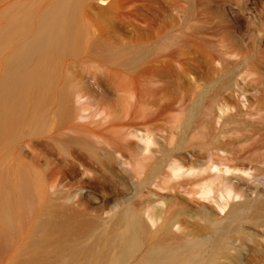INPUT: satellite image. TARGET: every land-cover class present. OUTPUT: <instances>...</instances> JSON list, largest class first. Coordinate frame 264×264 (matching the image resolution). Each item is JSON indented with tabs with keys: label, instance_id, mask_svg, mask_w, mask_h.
<instances>
[{
	"label": "bare ground",
	"instance_id": "obj_1",
	"mask_svg": "<svg viewBox=\"0 0 264 264\" xmlns=\"http://www.w3.org/2000/svg\"><path fill=\"white\" fill-rule=\"evenodd\" d=\"M91 1L9 0L0 9V153L20 128L39 130L51 111L73 115L70 99L80 92L70 87L61 64L82 56V36L89 30L81 14ZM210 1L166 0L161 13L153 11L148 37L141 19L134 44L95 48L99 59L122 65L124 116L105 124L109 114L103 113L105 125L98 127L103 124L94 122L98 117L93 121L92 111L97 127L74 122L67 137L106 171L115 170L120 156L132 192L106 210L95 209L90 193V202H82L81 190L91 191L98 178L94 171L84 175L74 204L57 199L53 209L43 205L44 216L29 219L38 234L20 248L29 254L24 264H264V180L257 178L264 176V84L255 81L257 71L253 80L263 87L251 91L245 107L243 101L227 113L216 107L239 89L232 68L251 49L230 40L229 23L220 33ZM130 67L141 77L136 88L131 81L133 90ZM23 160L9 164L10 179L0 170V238L17 231L19 203L34 206L33 178Z\"/></svg>",
	"mask_w": 264,
	"mask_h": 264
},
{
	"label": "rangeland",
	"instance_id": "obj_2",
	"mask_svg": "<svg viewBox=\"0 0 264 264\" xmlns=\"http://www.w3.org/2000/svg\"><path fill=\"white\" fill-rule=\"evenodd\" d=\"M8 2L9 0H0V9L3 8L2 10L4 11V7L5 5H7L6 3ZM165 2L166 0H105L104 4H100L99 0H92L91 5L87 3L84 4L81 15L89 31L85 32V34L82 36V42H81L82 50H83L82 56L80 58L77 57L75 62L69 61L68 63L61 64L62 72L68 77L70 87L73 90L77 88L81 89V90L78 89V92H80L79 95H77L78 93L76 92V94H72L74 95V97L72 96V98L70 99V107L72 110H74L73 112H71V114H73L74 116L76 115V117H74L73 115L70 116L69 114L68 115L70 117L68 115L65 116L66 114L63 115L61 114L63 117L62 118L59 111L55 113L54 111H51L48 118L44 121V123L40 124L38 128L39 130L36 131L31 130L29 127L20 128L15 134L14 138L8 143L4 144V146L2 147L3 152L0 153V170L4 173L5 176L9 177L7 179H10L11 177V174L8 171V166L12 161L16 159L18 160L20 159L21 161L22 158V160L24 159L25 162L29 164L31 175L33 178V186L31 188V193L34 196V206L32 208L27 209L23 207V204L20 203L19 206H16L17 209L15 215V225H16L15 228H17V231H14L13 229L14 232L13 231L8 232L11 233L8 234L9 235L8 237L7 235L6 236L4 235L5 237L3 236L0 238V264L11 263V259L10 262H8L9 258H12L14 263L15 261L17 263L18 261V264H24L23 263L24 257L28 256L29 254L24 253V251H21L20 248L22 247V245L23 246L25 245L23 244L26 243L25 239L28 240L31 238L33 240V238H35L34 236L38 234L37 233L36 235H34V233L31 231L32 229L31 227H33L31 225V220L36 218L39 219L38 217L44 216V214L42 213L43 205H46L44 206V208L47 207V204L49 208L51 205V208L53 209V207H55L54 203L56 202L57 199L58 200L64 199L66 203L70 201L72 204H74V200L77 199V196L74 197V194L78 189V185L80 183L79 179L80 180L84 179L85 176H87L86 174H88L89 172L90 175H94V173L96 172L95 176L98 178V180H93L91 182L90 184L91 191L86 192L85 191L86 188H83L81 190L83 193V196L81 198L82 202H87L91 198L92 201L91 202L89 201L90 206H93L95 209L104 210L105 208L106 210L111 206H113L117 202V200L119 202L120 200L124 199V197L131 195L130 192H132L131 189L133 188V186H131L130 182L132 181V179L123 176L122 174L123 166L119 162L121 159V158L119 159L120 156L118 157V160L115 159L113 163L115 172L106 171L107 169L94 162L92 159L89 158V156H85L86 153L82 149L80 148L78 149L76 147L72 148L74 145H72L71 140L67 137L70 135V133L67 130L74 122L80 124H86L89 126L91 125L94 126L98 122H100L103 125L99 123L100 126L98 127H101L104 126L105 124H110V123L116 124L117 122L122 120L121 118H123L122 116H124L123 115L124 113L121 114V112L124 110V109L122 110L123 108L122 105H124L123 104L124 101L126 102L125 98L123 99L124 101L122 100L124 96V92L121 91L122 88L120 87V85L122 84V82H120L122 81L120 75H122V73L124 72L123 68H121L122 65L120 62L118 63V60L117 63H115L114 61L116 60H113L114 58L110 59L107 57L106 60L104 59L105 57H101V59H99V56H95V52H97L95 48L101 47L103 44H108V45L110 44L111 46L113 45L116 46L119 44L124 46L125 45L129 46L128 44L130 45L134 44V42L137 41V36H138L137 34L139 29L138 25L141 21L143 22V23L141 22L140 24L142 31H144L143 32L144 35L148 37L147 34L150 31L153 32L151 28L153 27L151 21L155 19L154 16L158 15L156 14L157 12L158 13L162 12V9L167 3ZM210 8L213 10V12L215 9L214 15L212 14L213 12L211 11V9L210 11L212 17H214L213 18L214 20L218 18V20H216V23L218 25L217 24L216 25L218 27L223 26L222 29L220 27L219 28L217 27L218 29L221 30L218 31H220L221 33L224 26L225 27L229 26V24L232 25V28H230L231 32L229 34L231 35L233 33L231 36L234 37V39L229 36L230 40L232 39L231 41H233L236 46L237 44L239 47L244 45L243 47L245 52L247 51L245 50V48H247L245 46H248L250 47L248 49H251V51L249 52L248 50L245 53L243 59H241V61L238 62V64L240 65H238L237 62L236 64L238 66H235L236 64L234 63L235 68L232 65L233 66L232 71L234 72L236 70L235 71L236 74L234 72L235 75L233 76L234 77L233 80L236 81L234 84L236 83L239 84V86H237L236 84L237 89L239 88L238 89L239 92H237L238 90L234 88L233 92L236 91L234 94L235 98L234 96L232 97L229 96L227 97V99H225V101L221 100L222 102H218L216 104L217 105L216 107L221 106L219 107V109L222 108L220 110L221 112L227 113L230 111H234L235 109H232V107L235 108L234 105H240L241 104L240 102L248 98V96L251 97L250 96L251 93L254 91L257 92L261 87H263L262 84H264L263 81L264 80V63H263L264 62V0H213V1L211 0ZM153 11H155V13ZM150 12H152V16L154 13L153 17L151 16ZM148 16L151 17L150 18L151 20L148 18ZM139 17H143V18L139 19ZM222 18L225 20V22ZM219 19L220 21H222V23L221 22L219 23ZM1 22H3V18L1 16V10H0V23ZM219 36L220 35H218V37ZM218 41H220V39H218ZM220 42H218L219 46L214 42L216 45L215 50H217V48L218 51L221 49ZM92 45H96V46H92ZM91 47L92 49L89 50ZM85 49L88 50L85 51ZM90 51L91 52L94 51L92 53L93 55L90 53ZM218 53H221V50ZM247 53L249 58L246 55ZM262 56H263L262 58L263 62L262 60L261 62H259ZM256 67L257 69H255ZM130 68H131L130 69L131 72L130 73L128 72L129 75L128 78L131 80L129 82L130 84L128 85H130L129 88L133 90L134 88H136V83L139 81V78L141 77L138 74L136 75L137 72H134L136 71L134 67H130ZM237 69L240 70L237 71ZM253 70L255 71V75L252 72ZM250 72H252L253 75H251ZM256 72L260 75L259 78L257 77L258 74H256ZM130 74L134 76H131ZM247 74L250 75L247 76V78L245 76L244 79L243 75H247ZM252 76L254 78L257 77V79H255L256 82L259 79V82H261L260 80H262L263 83L261 82L262 83L261 84L258 82L259 83L258 85V83H255V81L253 80ZM236 79L239 81V83L237 82ZM250 79L254 81V82L252 81L253 84L252 82H250L251 81ZM135 80L137 82H135ZM131 81H133L132 82L133 85L131 84ZM119 82L121 84H119ZM248 82H250L251 86H249L250 84ZM80 84H82V87ZM78 85L80 86L78 87ZM131 85L132 87L135 85V87L132 89ZM252 85L257 86V88L253 87ZM121 86L123 87V85ZM258 86L261 87L259 88ZM243 87L244 88L246 87L247 89L246 88L242 89ZM241 89L242 92L243 93L245 92L247 96L241 93ZM247 100L248 99H246V103ZM81 102H84L85 104L84 109L82 108L83 103ZM243 102L245 103V101ZM80 103L82 106L79 105ZM244 103L241 104L242 107L246 105V103L245 104ZM78 105L80 107H78ZM76 106L79 109L82 108L79 111L80 113L78 112L79 109H77ZM50 109H54V108L51 107ZM95 110L97 111V113L95 112ZM99 110L100 111L103 110V111L100 112ZM92 111L95 112L94 114L95 117L93 121L96 120L95 118L98 117L97 118L98 120L101 117L100 121L97 120L94 121L95 123L97 122L96 124L94 122H92L94 124L91 123L92 121L91 117H93L92 115L94 113ZM77 112L79 113L78 115ZM103 113H105L104 115L106 116L109 114V116L106 118L107 120L104 121V123L106 122L105 124L103 123V119L105 120L106 116L102 117L101 114ZM87 115H89V117ZM64 116L67 120L64 119ZM109 117L113 119L109 121L108 120ZM114 117L115 118L117 117V119H115ZM118 117L120 118L119 120ZM61 119H64V121ZM89 121L90 123H88ZM64 127H66L67 129ZM59 131L62 134L59 133L58 135L57 132ZM54 133L58 137L63 135L65 136L66 139L63 137L64 140L63 141L61 139L62 136L60 137V139H58L57 136L54 135ZM133 137L131 136V140H132L131 144L132 146H136L137 138L135 140V138ZM60 141H62L63 143ZM64 143L65 145H63ZM59 144H61L62 146ZM80 150H82V152H80ZM116 160L118 163H116ZM115 163L118 165H116ZM83 166L88 167L89 170L91 171L87 169L85 170V167ZM92 171H94V173ZM59 178L62 179L61 194L63 192V195H60L61 198L57 197V195L60 194L59 193L60 187H58V185L60 184L57 183V180ZM257 178L259 181L264 180V176L262 175H258ZM259 184L261 185V183ZM11 188L13 189L14 187ZM57 191L59 192L57 193ZM89 193L92 195V197L90 198H89ZM263 197H264V193H263ZM237 199L239 200L240 197L235 198L236 201H238ZM34 212H36V214ZM38 212H40V214ZM221 212L223 214L224 211ZM32 214L35 215L33 216ZM30 216H32V218H30ZM29 219L31 220L29 221ZM19 228L20 229L22 228L21 231H19L20 230ZM28 228L30 229V232L28 231ZM30 233H33L32 237ZM31 239L30 241H32Z\"/></svg>",
	"mask_w": 264,
	"mask_h": 264
}]
</instances>
